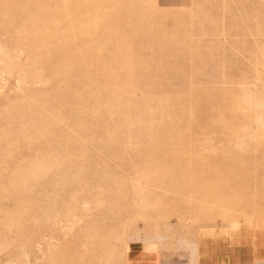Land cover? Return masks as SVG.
<instances>
[{
    "label": "rangeland",
    "instance_id": "374dc122",
    "mask_svg": "<svg viewBox=\"0 0 264 264\" xmlns=\"http://www.w3.org/2000/svg\"><path fill=\"white\" fill-rule=\"evenodd\" d=\"M0 264H264V0H0Z\"/></svg>",
    "mask_w": 264,
    "mask_h": 264
}]
</instances>
